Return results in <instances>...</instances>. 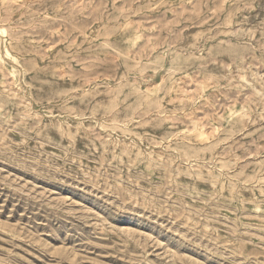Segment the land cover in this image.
<instances>
[{
  "label": "rangeland",
  "instance_id": "1",
  "mask_svg": "<svg viewBox=\"0 0 264 264\" xmlns=\"http://www.w3.org/2000/svg\"><path fill=\"white\" fill-rule=\"evenodd\" d=\"M0 264H264V0H0Z\"/></svg>",
  "mask_w": 264,
  "mask_h": 264
}]
</instances>
